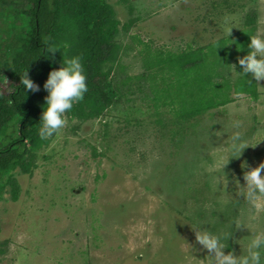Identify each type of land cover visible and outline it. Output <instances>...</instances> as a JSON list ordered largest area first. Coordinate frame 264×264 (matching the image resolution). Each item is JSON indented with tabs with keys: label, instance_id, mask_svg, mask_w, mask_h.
<instances>
[{
	"label": "rangeland",
	"instance_id": "obj_1",
	"mask_svg": "<svg viewBox=\"0 0 264 264\" xmlns=\"http://www.w3.org/2000/svg\"><path fill=\"white\" fill-rule=\"evenodd\" d=\"M108 1L120 27L134 20L118 35L125 46L120 63L130 76L147 73L145 46L166 54L226 38V15L235 17L229 38L247 15L254 18L253 34L264 32V0ZM227 74L234 77L231 66ZM138 82L146 92L149 80ZM256 90V98L231 92V102L198 114L191 127L177 123L167 105L159 106L157 120L142 92L128 94L133 101L117 102L103 118L66 117L39 150L32 174L14 171L18 198L9 187L2 194L0 264H207L210 253L196 241L193 225L221 233L243 220L264 230V209L234 199L240 189L233 182L243 187L244 173L264 162V140L257 143L264 138V80ZM234 131L250 146L224 167L225 193L215 187L216 168ZM249 235L233 226L225 254H242Z\"/></svg>",
	"mask_w": 264,
	"mask_h": 264
},
{
	"label": "trees",
	"instance_id": "obj_2",
	"mask_svg": "<svg viewBox=\"0 0 264 264\" xmlns=\"http://www.w3.org/2000/svg\"><path fill=\"white\" fill-rule=\"evenodd\" d=\"M134 20L122 23L108 0H0V200L6 187L18 198L20 185L14 171L32 174L39 150L50 139L39 138V121L47 92L43 84L48 73L63 60L79 56L85 68L88 92L66 114L79 122L106 116L128 94L142 92L158 117L159 106L167 105L177 123L189 122L203 111L233 100L230 93L256 98V81L247 83L230 77L231 60L240 71L254 33V18L247 15L244 28L229 38L179 52H153L144 47L142 59L147 73L130 76L120 63L125 48L118 40ZM221 45L216 50V46ZM237 45V47H236ZM243 47L245 50H237ZM55 48L59 50L49 52ZM24 70L40 88L26 92L20 84ZM124 73L123 79H118ZM159 77L160 82L156 81ZM136 81H135V80ZM3 80L5 83L3 84ZM149 80L146 88L138 81ZM13 88L15 90L13 91ZM5 249L0 243V256Z\"/></svg>",
	"mask_w": 264,
	"mask_h": 264
},
{
	"label": "clouds",
	"instance_id": "obj_3",
	"mask_svg": "<svg viewBox=\"0 0 264 264\" xmlns=\"http://www.w3.org/2000/svg\"><path fill=\"white\" fill-rule=\"evenodd\" d=\"M234 20L235 17L230 15L223 17V32L227 40L230 41L224 45L235 43L234 40H229L231 30L236 28ZM248 36L250 42L247 45L246 54L238 58L241 70L236 71L235 65H231V72L236 73L237 77L245 82L253 83V80L257 82L264 80V32ZM220 46L217 45L215 50ZM56 50L59 49L55 48L49 52ZM237 50L245 49L241 47L237 48ZM86 79L85 68L79 56L63 60L59 68L48 73L47 79L43 84L47 96L42 106L39 121L38 135L41 140L53 137L60 129L65 127L67 123L66 114L72 110L74 104L83 100L85 93L88 92ZM4 83L5 81L3 80ZM20 84L25 90L24 95L29 91L38 92L40 90L39 86L28 76L26 70L20 73ZM14 90L15 88H13ZM240 126L239 121H235L232 125L233 129H239ZM261 140H264V138L259 139L257 143ZM249 146L239 131L233 132L230 144L226 149L229 154L220 158L216 168V171L220 174L216 176V188L222 186L224 192L228 193L226 191L228 177L223 169L229 163L230 158L240 157L242 151ZM262 173H264V162L244 173L243 180L245 183L243 187L233 178L236 187L240 189L238 193L236 192V198H233L241 200L239 198L242 197V200L247 201L253 208L264 209V174ZM233 226H243L250 232L248 237L242 239L243 244H241L242 240L238 241L243 247L242 254L239 256L234 255L232 251L227 254L224 252V249L228 247L227 241L232 235ZM192 228L195 230L196 241L210 253L206 257L207 264H264V230H252L243 220L234 221L229 225L227 231H222L221 233L213 232L204 224L193 225ZM200 261H204V259Z\"/></svg>",
	"mask_w": 264,
	"mask_h": 264
}]
</instances>
